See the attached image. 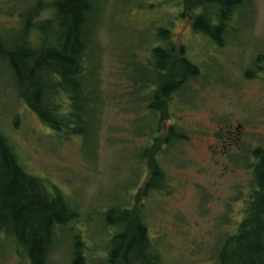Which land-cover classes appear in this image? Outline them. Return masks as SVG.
Masks as SVG:
<instances>
[{
  "label": "rangeland",
  "instance_id": "1",
  "mask_svg": "<svg viewBox=\"0 0 264 264\" xmlns=\"http://www.w3.org/2000/svg\"><path fill=\"white\" fill-rule=\"evenodd\" d=\"M52 1L0 0V41L6 52L12 49L6 44L12 42L11 36L20 33L24 14ZM102 4L97 32L102 101L95 113H80L82 136L61 137L44 125L19 98L12 71L0 56V131L24 168L48 190L56 187L78 214L76 221L60 229L50 264H75L76 235L84 248L83 264H107L111 239L124 226L117 224L122 211L139 207L136 197L151 175L154 149L144 137L151 126L147 99H141L132 78L156 81L153 72L141 68L158 64L149 58V51L165 46L157 39L165 30L176 50L183 47L199 66L200 75L183 94L174 95L160 115L164 116L158 135L161 146L166 147L171 125L184 139L174 142L159 160L167 189H156L142 210L153 248L164 264H217L221 246L251 207L253 179L247 164L255 159L237 153L264 148V81L245 79L248 68L254 73L256 53L264 54V0H249L238 9L219 34L221 45L194 30L200 9H191L189 0H102ZM206 7L205 12L219 9ZM38 16L36 21L48 19L52 10L45 7ZM27 42L39 46L35 29ZM238 127V144L223 146L226 131ZM148 146L145 160L139 161L141 150ZM0 264H29L2 234Z\"/></svg>",
  "mask_w": 264,
  "mask_h": 264
},
{
  "label": "trees",
  "instance_id": "2",
  "mask_svg": "<svg viewBox=\"0 0 264 264\" xmlns=\"http://www.w3.org/2000/svg\"><path fill=\"white\" fill-rule=\"evenodd\" d=\"M240 1L189 0L191 9H200L193 23L194 30L212 41L218 40L221 45L219 34L228 28L226 22H231L232 16L239 13L244 4ZM210 4L218 5V11L205 12L204 7ZM103 6L102 0H53L39 10L24 14L20 33L11 36V43H6L11 45L10 51L6 52L5 43L0 41V56L12 71L19 98L58 136H82L85 130L78 128L82 123L80 113L88 110L95 113L102 101L97 78L101 55L97 32ZM45 7L52 10V16L36 21ZM31 29L39 34L37 48L27 42ZM171 37L167 30L159 32L157 39L165 46L157 45L149 51V58L158 60V64L141 68L153 72L156 81L137 82L132 78L135 90L141 99H147L146 108L150 110L151 126L144 137L149 138L147 141L154 149L150 158L151 175L136 197L139 207L122 211L117 224L124 226L111 239L113 246L107 264H164L153 248L142 204L156 189H167L168 180L159 160L174 142L184 139L171 125L164 143L166 147H162L158 135L164 116L160 115L173 96L183 94L189 83L200 75L199 66L185 54L183 47L176 50ZM65 98L67 104L63 105ZM68 103H71L69 108ZM149 150V146L141 150L139 161L145 160ZM250 155L255 159L254 163L247 164L253 179L249 186L251 207L235 234L221 246L217 264H264V157L260 149ZM77 218L76 209L64 201L56 187L48 190L40 178L24 168L0 131V234L14 242L29 264H50L51 250L60 229ZM75 238L78 248L74 263L83 264L82 241L78 235Z\"/></svg>",
  "mask_w": 264,
  "mask_h": 264
},
{
  "label": "flooded vegetation",
  "instance_id": "3",
  "mask_svg": "<svg viewBox=\"0 0 264 264\" xmlns=\"http://www.w3.org/2000/svg\"><path fill=\"white\" fill-rule=\"evenodd\" d=\"M215 1V0H214ZM249 0H241L240 2L246 3ZM256 58L252 61V67L254 68V73L252 74L250 72V68H248V70L245 72V79L246 80H253V79H259L264 81V77H257L255 74H261L260 76H263L264 74V54H257L256 53ZM251 67V68H252ZM239 136H240V128L238 127L237 130L234 131H226V134L224 136V140H223V146L225 147H229V146H235L238 144L239 141ZM242 148H240L241 150ZM256 149H260L261 154L264 157V148L262 147H257V148H247L244 150L245 153L243 154H238V156H243L245 154H251L253 151H255ZM234 154V155H237ZM231 157V154L229 155L228 159Z\"/></svg>",
  "mask_w": 264,
  "mask_h": 264
}]
</instances>
